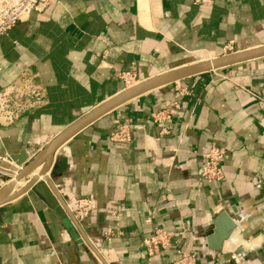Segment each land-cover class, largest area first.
Segmentation results:
<instances>
[{
    "label": "crops",
    "instance_id": "1",
    "mask_svg": "<svg viewBox=\"0 0 264 264\" xmlns=\"http://www.w3.org/2000/svg\"><path fill=\"white\" fill-rule=\"evenodd\" d=\"M228 42L232 48L223 52ZM261 45L264 0H214L210 6L52 0L0 37V88L26 70L44 90L42 105L0 124V158L22 150L35 156L128 88L122 71L134 69L143 81ZM181 88L188 94L179 95ZM174 102L169 119L152 120L153 111ZM124 122L132 126L131 141L111 142L110 131ZM211 145L224 150V177L206 183L200 154ZM14 168L0 166V187ZM45 175L64 202L65 193L92 196L97 207L76 221L78 229L33 189L0 205V264H171L179 245L195 253L197 264H264V57L184 78L112 109L63 142ZM25 182L16 181L11 193ZM223 211L235 228L221 249H213L206 238ZM153 226L176 237L168 250L149 257L141 241Z\"/></svg>",
    "mask_w": 264,
    "mask_h": 264
},
{
    "label": "built area",
    "instance_id": "2",
    "mask_svg": "<svg viewBox=\"0 0 264 264\" xmlns=\"http://www.w3.org/2000/svg\"><path fill=\"white\" fill-rule=\"evenodd\" d=\"M52 0H0V37L5 34L16 22L26 19L32 11H42ZM201 6H210L214 0H194ZM231 42L223 46V52L230 51ZM125 87L133 86L139 80V73L133 70L122 71L118 75ZM179 95L188 94L184 88L177 89ZM44 102V90L36 81V74L22 71L18 78L10 84L0 88V124L9 125L13 123L22 113L42 105ZM176 102L164 109L155 110L151 113L154 122L163 123L170 118L171 109L176 108ZM165 132L164 129L161 130ZM132 138L131 124L118 123L110 131L109 140L118 145H126ZM201 155L200 176L206 183L219 182L224 173L220 165L224 150L218 146L211 145L203 150ZM58 190L62 191L60 186ZM65 204L77 222H82L96 207L97 202L92 196H76L65 193ZM150 222V218L146 219ZM112 233L106 235L110 239ZM176 234L173 231L153 226L149 236L141 241L146 254L149 257L168 250L173 246ZM179 237V236H178ZM181 240L185 238L180 234ZM175 257L171 264H197V258L193 251L187 246H175Z\"/></svg>",
    "mask_w": 264,
    "mask_h": 264
},
{
    "label": "water",
    "instance_id": "3",
    "mask_svg": "<svg viewBox=\"0 0 264 264\" xmlns=\"http://www.w3.org/2000/svg\"><path fill=\"white\" fill-rule=\"evenodd\" d=\"M260 57H264V45L232 52L225 55L215 56L210 59H202L172 68L168 71L138 82L133 86L125 88L118 94L96 106L70 126H68L66 129H64L62 132L57 134L35 156L29 158L26 151L22 150V152L18 155L5 156L4 159L0 158V166L4 167L6 170L15 169V166L19 167L17 168V172L13 178L6 177V182L0 187V205L14 199L16 196L22 194L28 189H33L62 220H66L68 218V220H70L76 226V228L80 229L79 224L73 218L72 214L66 207L65 202L58 196L57 189L55 188L52 180L47 175H45L52 162L53 153L63 142H65L81 128L111 111L112 109L151 90L180 81L190 76L209 71H218L221 68ZM10 161L14 162L15 166L11 165ZM40 163L44 164L41 166L37 175L43 176V180L37 181L38 176H31L28 178V175L35 167L40 165ZM22 179H25L26 181L24 186H22V188L16 192L11 193L15 182ZM234 228L235 223L231 219V214H228L224 211L220 212L213 219V230L211 234L207 236L206 243L210 248L221 249L223 242L230 236Z\"/></svg>",
    "mask_w": 264,
    "mask_h": 264
},
{
    "label": "rangeland",
    "instance_id": "4",
    "mask_svg": "<svg viewBox=\"0 0 264 264\" xmlns=\"http://www.w3.org/2000/svg\"><path fill=\"white\" fill-rule=\"evenodd\" d=\"M197 55H199V54H197Z\"/></svg>",
    "mask_w": 264,
    "mask_h": 264
}]
</instances>
